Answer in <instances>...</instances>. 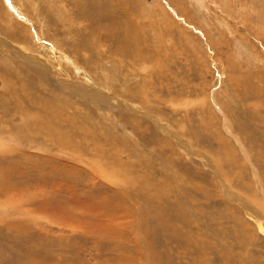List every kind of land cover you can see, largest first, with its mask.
I'll return each mask as SVG.
<instances>
[{"label": "rangeland", "instance_id": "1", "mask_svg": "<svg viewBox=\"0 0 264 264\" xmlns=\"http://www.w3.org/2000/svg\"><path fill=\"white\" fill-rule=\"evenodd\" d=\"M110 263L264 264V0H0V264Z\"/></svg>", "mask_w": 264, "mask_h": 264}, {"label": "bare ground", "instance_id": "2", "mask_svg": "<svg viewBox=\"0 0 264 264\" xmlns=\"http://www.w3.org/2000/svg\"><path fill=\"white\" fill-rule=\"evenodd\" d=\"M93 92H94V91H93ZM94 95H95V94H94ZM98 95H99V94H97L95 97L98 98V97H99ZM24 200H25V199H24ZM37 208H38V207H37ZM108 209H109V208H108ZM56 221H57V220H56ZM82 221H83V220H82ZM80 225H81V224H80ZM82 226H83V225H81V228L84 227V226H83V227H82ZM99 226H100V225H99ZM78 227H79V226H78ZM96 227H97V226H96ZM85 228H86V227H85ZM100 228H101V227H100ZM104 228H105V226H104ZM83 229H84V228H83ZM87 229H88V228H87ZM101 230H102V229H101ZM103 230H104V229H103ZM87 231H88V230H87ZM92 232H93V231H92ZM92 232H91V233H92ZM101 235H102V234H101ZM121 236H122V235H121ZM114 237H115V236H114ZM117 237H119L118 234H117ZM115 238H116V237H115ZM138 246H139V245H138ZM147 249L149 250V248H147ZM137 250H138V249H137ZM144 251H145V250H144ZM138 252H139V251H138ZM143 254H144V252H143ZM143 254H142V255H143ZM136 259H137V258H136ZM139 259H140V258H139ZM139 259H138V260H139ZM133 261H134V260H133ZM136 262H137V261H136ZM145 262H147V261H145ZM106 263H107V262H106ZM110 264H111V263H110ZM145 264H146V263H145Z\"/></svg>", "mask_w": 264, "mask_h": 264}]
</instances>
